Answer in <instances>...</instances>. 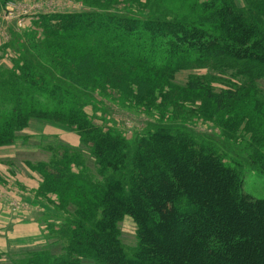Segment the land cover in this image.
Here are the masks:
<instances>
[{
	"label": "trees",
	"instance_id": "1",
	"mask_svg": "<svg viewBox=\"0 0 264 264\" xmlns=\"http://www.w3.org/2000/svg\"><path fill=\"white\" fill-rule=\"evenodd\" d=\"M202 8L196 18L138 17L99 6L42 12L31 21L35 29L23 31L10 76L15 102L0 125V146L14 142L32 117L59 122L77 131L99 172L108 174L96 179L86 169L75 172L81 153L71 146L36 164L44 176L41 193L75 210L51 230L66 241L64 251H35L29 264H81L82 258L99 264H264V197L243 190L240 164L221 146L166 124L130 137L97 123L80 95L93 94L97 85L88 87L87 71L143 103L158 94L170 99L165 87L185 68L225 60L264 68V26L234 0H208ZM256 8L264 14V0ZM15 86L46 95L57 108L29 109ZM202 89L207 109L212 98L224 102L226 94H212L198 79L184 90ZM240 124L239 118L228 120L225 129L235 132ZM255 136L264 146L263 136ZM256 156L264 173V150ZM125 216L137 225L131 254L118 225Z\"/></svg>",
	"mask_w": 264,
	"mask_h": 264
},
{
	"label": "rangeland",
	"instance_id": "2",
	"mask_svg": "<svg viewBox=\"0 0 264 264\" xmlns=\"http://www.w3.org/2000/svg\"><path fill=\"white\" fill-rule=\"evenodd\" d=\"M208 0H0V125L11 114L15 102L10 76L13 74L14 58L21 51L23 31L35 29L32 19L39 13L56 11H82L90 6L111 7L113 12L138 17L183 16L196 18L203 11ZM238 8L264 26V14L256 4L260 0H234ZM41 33V29H36ZM13 37L15 40H13ZM5 47L6 45H10ZM49 66V62H44ZM12 68V69H11ZM59 70V69H58ZM57 72L62 73L60 70ZM85 82L88 87L96 85L93 94L84 96L85 110L99 124H109L133 137L138 131L152 125L166 124L182 128L198 138H209L221 146L228 159L238 166L243 178V190L254 197H264V173L258 167L256 152L258 146L255 134L264 138V68L256 65L213 61L193 68H185L173 74L172 85L166 86L170 99L164 100L158 94L154 101L139 103L129 96V92L117 90L110 83H100L98 75L87 71ZM97 77V78H96ZM192 79L203 81L212 94L222 95L224 102L219 105L212 98V109L204 105L205 89L185 92ZM80 82H83L82 80ZM84 87V83H79ZM175 87H178L176 91ZM180 87V89H179ZM87 89V88H85ZM22 90L29 109L50 111L57 108L54 101L44 94L17 86ZM88 90V89H87ZM86 90V91H87ZM229 93V94H228ZM239 118L237 131L225 129L226 121ZM262 138V139H263ZM63 146L80 150L81 160L74 166L75 172L83 168L93 178L108 177L99 172L96 158L82 143L80 135L72 127L62 123L37 117L30 118L28 124L17 132L15 141L0 146V201L22 222L39 225L33 233L24 226L15 229L13 243L0 231V264H29L30 254L48 249L59 255L64 251L66 241L52 229H59L66 218L75 210L74 204L66 208L58 205V196L42 194L44 180L42 171L36 167L39 162H49ZM31 215V217L29 216ZM1 219V218H0ZM3 225V223H0ZM121 240L131 254L138 245L137 225L133 218L125 216L119 222ZM7 232H12L10 225ZM6 238L7 244L2 242ZM81 264H99L94 259L82 258Z\"/></svg>",
	"mask_w": 264,
	"mask_h": 264
},
{
	"label": "crops",
	"instance_id": "3",
	"mask_svg": "<svg viewBox=\"0 0 264 264\" xmlns=\"http://www.w3.org/2000/svg\"><path fill=\"white\" fill-rule=\"evenodd\" d=\"M68 11V10H67ZM31 217V215H29ZM21 216L17 217L16 214H13V212L6 207V205L3 204V202L0 201V223H3V225H0V231H3V235L5 236L6 233V237L8 236V241H10V243H13V239L12 236L14 235L15 229H19L21 227H26L28 229L29 233H33L39 228V225L37 224V222L30 223V220L27 218L26 221L22 222L20 219ZM11 228L12 232H7L6 227ZM2 242H4L5 244H7V240L6 238H3Z\"/></svg>",
	"mask_w": 264,
	"mask_h": 264
}]
</instances>
